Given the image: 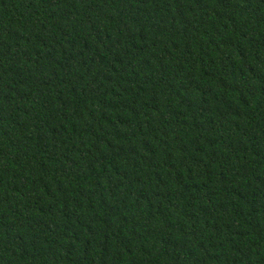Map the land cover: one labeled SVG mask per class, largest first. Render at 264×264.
<instances>
[{
  "label": "trees",
  "instance_id": "16d2710c",
  "mask_svg": "<svg viewBox=\"0 0 264 264\" xmlns=\"http://www.w3.org/2000/svg\"><path fill=\"white\" fill-rule=\"evenodd\" d=\"M0 264H264V0H0Z\"/></svg>",
  "mask_w": 264,
  "mask_h": 264
}]
</instances>
